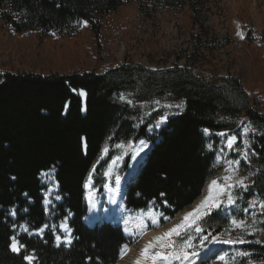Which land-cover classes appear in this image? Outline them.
I'll use <instances>...</instances> for the list:
<instances>
[{"label": "trees", "instance_id": "obj_1", "mask_svg": "<svg viewBox=\"0 0 264 264\" xmlns=\"http://www.w3.org/2000/svg\"><path fill=\"white\" fill-rule=\"evenodd\" d=\"M125 1L0 0V19L21 35L19 46L25 49L24 60L33 69H0V264H29L23 255L35 257L31 264H118L123 247L131 243L123 229L107 222L93 226L83 222L88 213L84 184L109 141L113 146L141 139L153 144L127 186L126 206L145 211L154 203L165 217L173 219L203 195L207 182L217 174L204 129L213 133L232 131L243 115L260 131L253 144L257 154L254 167L259 173L251 191L264 200V97L251 98L239 74L219 79L217 65L209 60L217 48L208 38L201 15L211 0H137L149 3L151 11L157 7H190L199 29L195 56L200 52L205 57L191 67L153 71L129 62L102 74L78 73L77 69L67 70L68 62L56 65L46 60V43L34 40L39 32L70 37L83 21L99 36L102 21L98 17L116 11ZM139 8L144 10L142 4ZM249 31L242 30L244 44L249 42ZM85 51L93 57L91 49ZM70 57L74 65L77 60ZM70 88L86 92L85 113L82 99ZM122 93H133L134 103L120 102ZM162 97L184 100L185 109L168 120L157 138H150L148 129L155 119L147 121L137 103ZM53 164L63 198L54 210L59 216L54 218L43 207L40 181L41 173ZM101 168H96L93 179L95 188L102 192L104 184L98 179ZM127 171L125 167L123 172ZM12 207L17 209L15 218L6 215ZM25 208L27 211L22 210ZM68 218L73 242L57 246V230L52 228ZM228 219L219 210L202 221L208 239L193 251L205 250L213 240L225 238L223 227ZM22 225L30 232H19ZM44 225L48 227L41 235H33ZM13 236L24 246L19 253L10 248ZM242 249L264 264V246L251 244ZM213 260L199 264H211Z\"/></svg>", "mask_w": 264, "mask_h": 264}, {"label": "rangeland", "instance_id": "obj_2", "mask_svg": "<svg viewBox=\"0 0 264 264\" xmlns=\"http://www.w3.org/2000/svg\"><path fill=\"white\" fill-rule=\"evenodd\" d=\"M140 4L144 6L142 11L139 8ZM150 9V4L147 2L128 0L116 11L98 17L102 21V31L99 36L92 32L89 23L84 26L82 22L70 37H63L55 32L47 34L39 32L36 36L37 39L34 40L46 43L47 50L43 53L46 60L56 62V65L60 61L68 62L67 70L70 68L77 69L75 72L78 73L96 72L102 74L109 68L129 62L141 64L150 70L158 71L170 69L174 66L184 67L187 65L191 67L194 61L200 59L199 62H201L205 58L204 54L200 52L196 53L195 56L196 46L200 44L197 40L199 29L193 23V13L189 6L186 5L179 9L157 7L153 11ZM201 15L205 20L208 38L213 41L217 48L214 50L213 56L209 55V60H214V62H211L212 65H217L219 79L239 74L244 79V87L251 98H253L252 96L263 98L264 0H211ZM243 28L250 30L247 44L243 43ZM19 37L21 35L16 34L10 23L0 19V69L10 72L17 70L33 72L31 65L24 60V56L27 54L25 49L19 46L20 42L17 40ZM65 43H67L65 46H61ZM86 48L91 49L92 58L86 53ZM98 53L101 54L99 58H97ZM206 53L210 54L208 51ZM70 56L75 59L74 61L77 60L74 65H71ZM53 57L56 61L53 60ZM58 67L61 69V64ZM77 94L80 95V91ZM133 95V93H122L119 96V101L123 103L131 101V104H133ZM155 101L160 103L157 104ZM137 104L143 109L147 121L155 119L148 129L150 138H157L168 120L180 115L186 105L184 100H173L168 97L156 98ZM166 105H172L173 107H166ZM175 105H182V107L177 108ZM262 109L264 110V106ZM161 117H167V119H161ZM246 128L248 133L245 135L244 130ZM220 133L226 135H219ZM259 133L260 131L245 120L243 115H241L236 128L232 131L215 133L209 131L207 134L204 132L205 137L209 140V145H211L209 150L215 157L217 174L207 182L204 193L197 201V205L205 200H202V198L210 189L209 186L213 180L218 181L220 187H225L226 184L234 185V187L226 188L223 199L224 207L220 209L222 217L229 218L228 223L223 227L225 238L213 240L206 249L214 248L213 253H215L211 254L212 256L199 257L203 253L199 252L192 259L194 261L192 264H199L200 260L209 257H211L209 260L214 259L211 264H259V260L254 256L255 254L239 255V253H246L242 249L243 246L251 244L264 246V209L260 207L264 200L251 191L253 180L259 173V170L254 167L257 154L253 150L254 140ZM232 136L237 139L233 148L229 149L227 141ZM141 141L144 142V145L141 144ZM245 141H247V144H245ZM118 145L113 146L109 141L103 149L84 184V199L89 209L88 200L93 201V207L100 214L101 221L110 220L112 223L122 224L121 226L126 235L130 237L131 243L122 249L118 264H135L137 259H142L141 253L147 242L145 236L151 233H160L162 237L171 228L181 223L185 214L192 212L197 202L174 219L165 218L160 208L155 204H152L146 211L134 212L127 210L123 201L115 196L114 188L118 184L116 178L119 177V182L126 179V174H123L125 167H128L129 170L134 164L138 167V164L150 151L152 143L147 139H141L137 143L130 142ZM105 149H108V151L105 152ZM245 153H247V156H245ZM230 161H239V163L232 164ZM98 166H102L101 174L98 176L99 181L104 184L102 193L101 190L95 188L93 179ZM225 177H231V179L225 181L223 179ZM40 181L44 187L42 196L46 213L52 218L59 216L54 211H49V209L56 210L57 205L63 201V198L59 201L54 199L56 191L60 194L59 185L57 184L53 195L49 196L50 182L42 175ZM239 181H243V184L238 183ZM244 185L247 187L245 188ZM107 190L112 191V196L119 202L117 211L120 214V222L112 221L114 211L111 209L107 197L104 196ZM228 194L236 198L234 207H227ZM46 197L52 200L51 205H46ZM252 204H255V207L250 206ZM107 210H110L112 214L110 217L104 218ZM217 211L219 210L214 207L204 209V211L201 210L202 215L195 220V224L199 225L202 232L197 233L194 228L188 229V233L193 238L192 250L198 249L207 242L206 226L202 221L204 222ZM68 220L69 218L52 228L59 231L58 234L55 231L56 237H61L59 242L56 239L59 244L64 243L63 241L67 236H71V232L66 233L64 231L65 227L69 229ZM233 220L236 221L235 224ZM86 222L92 225L95 220ZM25 227L27 226H20L18 231L30 232L25 231ZM33 235H36V232H33ZM173 239H177V244H179L178 238L173 237ZM241 239L245 242H236ZM164 251L170 252L171 249H164ZM220 256H224L225 259L222 261ZM148 264H151V261ZM159 264H166V262L161 261ZM173 264H179V262L175 261Z\"/></svg>", "mask_w": 264, "mask_h": 264}, {"label": "snow or ice", "instance_id": "obj_3", "mask_svg": "<svg viewBox=\"0 0 264 264\" xmlns=\"http://www.w3.org/2000/svg\"><path fill=\"white\" fill-rule=\"evenodd\" d=\"M56 7H60V5H56ZM84 26H87V21H83ZM72 92H77L78 90L76 88H70ZM81 95H86L82 90H80ZM123 99V97H121ZM128 104H131V101H127ZM155 103H160L159 101H155ZM66 107H70L69 105H66ZM166 107H173L172 105H166ZM177 108H181L182 105H175ZM161 119H167V117H161ZM204 132L207 134L209 130L207 128L204 129ZM248 133V129L246 128L244 130V134L246 135ZM219 135H226L225 133H220ZM236 137L232 136L228 138L227 146L229 149H232L234 146V143L236 141ZM141 144L144 145V142L141 141ZM245 144H247V141H245ZM119 146V145H118ZM211 147V145H209ZM105 152L108 151V149L104 150ZM254 154V153H253ZM245 156H247V153H245ZM232 164H238L239 161H230ZM55 173H56V165L53 164L47 171H44L41 173L42 176L46 178L48 182H50L51 187L48 188V195L52 196L54 190L57 187L58 182L55 179ZM14 180L15 177H12ZM225 181L231 179V177H225L223 178ZM116 182L119 183V177L116 178ZM238 183L243 184V181H239ZM234 187V185H228L226 184L225 187H220L218 181L213 180L209 186L210 190L218 188L219 192L221 194H224L226 191V188ZM246 188L247 186L244 185ZM24 195L27 197V193H24ZM163 195V193H162ZM61 195L58 191L55 192L54 199L56 201L61 200ZM227 207H234L236 204V198H234L231 194H228L227 196ZM46 205H51L52 200L45 198ZM252 207H255V204L250 205ZM214 207L217 210L222 209L224 207L223 201L216 202L212 199L211 196L206 197L201 204L197 205V207L187 214H185L183 221L179 224H177L175 227L171 228L168 232H166L162 237H156L155 243L150 242L141 253L142 259H137L135 264H148L149 261H151V264H159V262L163 261L166 262V264H173V262L178 261L179 264H192V259L198 255L197 252L193 251V238L188 233L189 228H194V230L197 233L202 232V229L199 227V225L195 224V220L202 215L201 210L202 209H208ZM261 209H264V203L260 205ZM23 211H27V208L22 209ZM49 211H54V209H49ZM207 214V213H203ZM6 215L11 216L13 218L17 215V209L15 207H12L10 210L7 211ZM233 223L235 224L236 221L233 220ZM15 228L16 225H13ZM48 225H44L43 227L36 230V235H41L45 228H47ZM25 231H29L27 227H25ZM64 231L66 233H70V230L65 227ZM173 237L178 238L179 244H177V239H173ZM57 241H61V237H56ZM74 237H71L70 235L67 236L64 239V243L66 245H71L73 242ZM12 243L10 244V248L13 252L19 253L21 248L24 246L17 241L16 237L13 236L11 238ZM238 243H244V240H238L236 241ZM59 246V243L58 245ZM159 250H154V249ZM164 249H171L170 252L164 251ZM239 255H247V253H239ZM23 259L29 261V264L35 259L32 255H23ZM220 259L223 261L225 259L224 256H220ZM88 260H91V257H88Z\"/></svg>", "mask_w": 264, "mask_h": 264}, {"label": "bare ground", "instance_id": "obj_4", "mask_svg": "<svg viewBox=\"0 0 264 264\" xmlns=\"http://www.w3.org/2000/svg\"><path fill=\"white\" fill-rule=\"evenodd\" d=\"M137 165L134 164L133 167L129 170V173L127 176H131V175H134L137 170ZM127 179V177H126ZM121 180L117 185L116 187L114 188L115 190V196H117L118 199H120L121 201H123L124 203V194H123V188H124V183H125V180ZM225 194V193H224ZM224 194H221L219 192V189H208L206 195L203 196L202 200L205 199L206 197H213V200L216 201V202H219V201H223L224 199ZM105 197H107V200L109 202V205L111 207V209H113L114 213H110L111 211L110 210H107L104 214V218H108L110 217V215L112 214V221H115V222H120V214L119 212L117 211V206L119 204V202L116 200L115 197L112 196V191L110 190H107L104 194ZM89 201V204H90V209H89V216L86 218L85 221H93V220H97L99 219L100 217V214L94 209L93 207V201ZM197 204L198 202L194 205V208L193 210L197 207ZM213 208V207H212ZM202 211H204V209H202ZM156 237H161V234L160 233H151L149 235H146L145 236V240L147 241L145 243V246H147L150 242L152 243H155V240H156ZM213 251H214V248H210L208 250H206L205 252L202 253V255H199V257L201 256H204V257H207L211 254H213ZM142 257V256H141ZM200 260V259H199ZM194 261L192 260V263Z\"/></svg>", "mask_w": 264, "mask_h": 264}, {"label": "water", "instance_id": "obj_5", "mask_svg": "<svg viewBox=\"0 0 264 264\" xmlns=\"http://www.w3.org/2000/svg\"><path fill=\"white\" fill-rule=\"evenodd\" d=\"M84 106H85V103H84Z\"/></svg>", "mask_w": 264, "mask_h": 264}]
</instances>
